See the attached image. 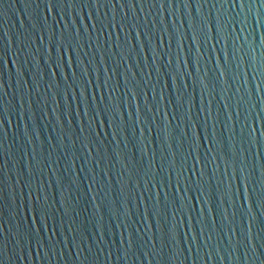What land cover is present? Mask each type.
Returning a JSON list of instances; mask_svg holds the SVG:
<instances>
[{
    "label": "water",
    "instance_id": "95a60500",
    "mask_svg": "<svg viewBox=\"0 0 264 264\" xmlns=\"http://www.w3.org/2000/svg\"><path fill=\"white\" fill-rule=\"evenodd\" d=\"M0 264H264V0H0Z\"/></svg>",
    "mask_w": 264,
    "mask_h": 264
}]
</instances>
